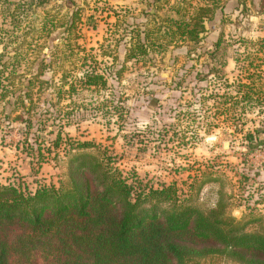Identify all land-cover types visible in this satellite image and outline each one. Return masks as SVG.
<instances>
[{"label":"rangeland","instance_id":"rangeland-1","mask_svg":"<svg viewBox=\"0 0 264 264\" xmlns=\"http://www.w3.org/2000/svg\"><path fill=\"white\" fill-rule=\"evenodd\" d=\"M179 2L160 0L149 16V0H0V92L7 91L0 99V183L31 190L59 184L70 144L92 141L145 183L187 190L199 175L203 206L221 200L250 230H264V185L254 182L246 157L250 136L264 134V0H220L197 43L130 53L138 30L146 41V31ZM185 3L192 9L205 0ZM92 72L109 78L104 89L84 86ZM245 84H253L249 100L242 99ZM19 89L29 95L15 106ZM23 104L34 115L29 129L14 119ZM121 104L124 117L109 113ZM58 131L59 157L39 168L28 154L37 155L42 142L50 146ZM196 264L238 263L221 255Z\"/></svg>","mask_w":264,"mask_h":264},{"label":"trees","instance_id":"trees-1","mask_svg":"<svg viewBox=\"0 0 264 264\" xmlns=\"http://www.w3.org/2000/svg\"><path fill=\"white\" fill-rule=\"evenodd\" d=\"M159 1H149V16H155ZM185 1L170 5L166 17L146 31V41L138 30L129 52L147 54L152 46L178 40L197 43L220 0H205L192 9ZM259 42L263 48L264 38ZM12 76L11 82L16 78ZM37 80L42 81L39 76ZM29 82L31 86L33 79ZM108 82L95 72L83 79L88 88L104 89ZM243 86L248 89L242 99L249 100L253 84ZM19 90L13 94L15 106L29 95ZM6 92H0V99ZM15 106L11 112H17ZM22 107L14 119L29 129L34 115ZM120 108L124 106L113 105L108 111L122 118ZM259 134H250L251 151L259 148ZM49 141L50 146L40 144L37 155L28 154L39 168L59 157L62 131ZM66 153V173L59 184H39L31 190L21 182L0 183V264H196L221 255L238 264H264V230H250L247 221L226 212L221 200L215 207L203 206L199 175L187 190L176 182L156 186L114 166L112 156L92 141H75Z\"/></svg>","mask_w":264,"mask_h":264},{"label":"crops","instance_id":"crops-1","mask_svg":"<svg viewBox=\"0 0 264 264\" xmlns=\"http://www.w3.org/2000/svg\"><path fill=\"white\" fill-rule=\"evenodd\" d=\"M151 2V0H149ZM259 148L255 152L251 151L247 154V161L249 163L248 170L251 172L252 177H255V181L264 185V134L260 135ZM255 184V183H254ZM253 184H251L252 186Z\"/></svg>","mask_w":264,"mask_h":264},{"label":"water","instance_id":"water-1","mask_svg":"<svg viewBox=\"0 0 264 264\" xmlns=\"http://www.w3.org/2000/svg\"><path fill=\"white\" fill-rule=\"evenodd\" d=\"M229 145H230V143H229L228 141H226L225 144H224V147H225V148H228Z\"/></svg>","mask_w":264,"mask_h":264}]
</instances>
